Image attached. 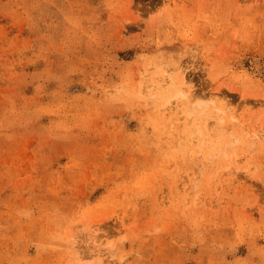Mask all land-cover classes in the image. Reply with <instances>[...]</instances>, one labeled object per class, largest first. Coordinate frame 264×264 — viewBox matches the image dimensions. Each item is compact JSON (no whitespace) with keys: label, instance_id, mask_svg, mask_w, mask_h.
Here are the masks:
<instances>
[{"label":"rangeland","instance_id":"374dc122","mask_svg":"<svg viewBox=\"0 0 264 264\" xmlns=\"http://www.w3.org/2000/svg\"><path fill=\"white\" fill-rule=\"evenodd\" d=\"M0 264H264V0H0Z\"/></svg>","mask_w":264,"mask_h":264},{"label":"bare ground","instance_id":"6f19581e","mask_svg":"<svg viewBox=\"0 0 264 264\" xmlns=\"http://www.w3.org/2000/svg\"><path fill=\"white\" fill-rule=\"evenodd\" d=\"M261 67H263V66H261ZM180 80H181V82L183 84L185 83V75L184 74H181L180 75ZM223 95L224 94H222V93H218V95L217 94H211L209 96V98H208V102L215 107V109L218 112V114H227V111H226L227 109L223 107V105H224L223 104V101H224V98H225ZM177 97H179L181 99H188L189 100L192 97V90L191 91H186V92H184V91L183 92H180ZM167 105L168 106L172 105V102L171 101H168L167 102ZM230 116H231V119H233V120L236 119V117L233 114H231ZM197 129H198L197 130V135H199V137H202L201 130L199 129V127ZM194 139L195 138H192L190 140V143H193L194 142ZM228 167H230V166H228Z\"/></svg>","mask_w":264,"mask_h":264}]
</instances>
